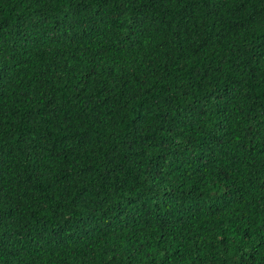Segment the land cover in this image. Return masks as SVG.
I'll return each instance as SVG.
<instances>
[{
	"label": "trees",
	"instance_id": "obj_1",
	"mask_svg": "<svg viewBox=\"0 0 264 264\" xmlns=\"http://www.w3.org/2000/svg\"><path fill=\"white\" fill-rule=\"evenodd\" d=\"M0 264H264V0H0Z\"/></svg>",
	"mask_w": 264,
	"mask_h": 264
}]
</instances>
